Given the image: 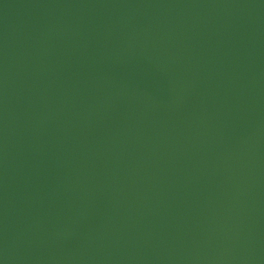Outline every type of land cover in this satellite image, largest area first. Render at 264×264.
<instances>
[{
	"label": "water",
	"instance_id": "water-1",
	"mask_svg": "<svg viewBox=\"0 0 264 264\" xmlns=\"http://www.w3.org/2000/svg\"><path fill=\"white\" fill-rule=\"evenodd\" d=\"M0 264H264V0H0Z\"/></svg>",
	"mask_w": 264,
	"mask_h": 264
}]
</instances>
